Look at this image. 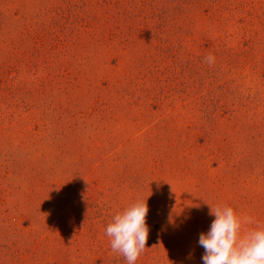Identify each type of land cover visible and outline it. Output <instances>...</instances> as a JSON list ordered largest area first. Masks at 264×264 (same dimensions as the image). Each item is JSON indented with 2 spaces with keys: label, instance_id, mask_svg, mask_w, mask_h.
Returning <instances> with one entry per match:
<instances>
[{
  "label": "rangeland",
  "instance_id": "374dc122",
  "mask_svg": "<svg viewBox=\"0 0 264 264\" xmlns=\"http://www.w3.org/2000/svg\"><path fill=\"white\" fill-rule=\"evenodd\" d=\"M137 200L136 264H203L210 206L264 225V0H0V264H125Z\"/></svg>",
  "mask_w": 264,
  "mask_h": 264
},
{
  "label": "clouds",
  "instance_id": "9594fccd",
  "mask_svg": "<svg viewBox=\"0 0 264 264\" xmlns=\"http://www.w3.org/2000/svg\"><path fill=\"white\" fill-rule=\"evenodd\" d=\"M214 61L211 55L205 57L209 65ZM148 213L147 201L137 200L114 215L105 228L112 251L121 254L125 264H136L148 248ZM209 214L215 219L198 241L204 249L203 264H264V225L227 205L210 206ZM249 224L255 227L248 229Z\"/></svg>",
  "mask_w": 264,
  "mask_h": 264
}]
</instances>
